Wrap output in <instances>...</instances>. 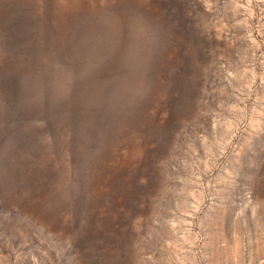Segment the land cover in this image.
Segmentation results:
<instances>
[{
	"label": "rangeland",
	"instance_id": "obj_1",
	"mask_svg": "<svg viewBox=\"0 0 264 264\" xmlns=\"http://www.w3.org/2000/svg\"><path fill=\"white\" fill-rule=\"evenodd\" d=\"M0 264H264V0H0Z\"/></svg>",
	"mask_w": 264,
	"mask_h": 264
}]
</instances>
